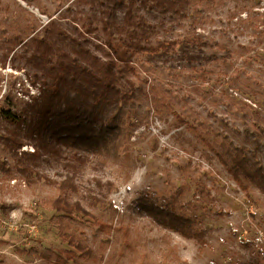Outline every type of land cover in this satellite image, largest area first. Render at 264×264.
<instances>
[{
    "label": "rangeland",
    "instance_id": "rangeland-1",
    "mask_svg": "<svg viewBox=\"0 0 264 264\" xmlns=\"http://www.w3.org/2000/svg\"><path fill=\"white\" fill-rule=\"evenodd\" d=\"M117 1L0 0V264H58L59 218L97 254L83 264H264V194L228 167L246 139L264 162V0ZM51 94L116 147L64 143ZM173 200L198 237L145 205Z\"/></svg>",
    "mask_w": 264,
    "mask_h": 264
},
{
    "label": "trees",
    "instance_id": "trees-1",
    "mask_svg": "<svg viewBox=\"0 0 264 264\" xmlns=\"http://www.w3.org/2000/svg\"><path fill=\"white\" fill-rule=\"evenodd\" d=\"M116 3H118L117 0H115ZM114 8L116 9V7ZM171 44L177 45L178 41H173ZM156 49L157 47L155 48L153 46L146 48L150 52H154ZM130 92V90L127 91L125 95H128ZM55 97V94H51L47 99L50 120L49 127H51L52 132L59 136L64 143L76 145L86 151L94 153L108 152L111 147H116L117 142L114 139L116 128L104 123H98L85 113L69 117L64 113L53 111L52 106ZM105 98L106 95L100 99V102ZM6 111L5 118L11 123H18L22 118V116L10 110ZM35 125L37 128L36 132L38 133H43L47 130L42 120L37 121ZM246 141L247 139L236 148L229 149V172L238 183L242 184V178L249 180L264 194V162L260 157V143L254 144L253 149L248 150L245 145ZM72 185V179L67 178L61 183L59 191L62 193L68 188H73ZM62 201L61 196L45 198L41 200L40 205L46 209L64 211L66 208L63 206ZM145 205H147L148 213L159 225L161 224L164 227L178 231L187 238L198 237L199 234L196 232V228L191 224L190 220L177 212L178 208H182L181 205L177 204V200H173V202L164 205L153 202ZM70 209L93 217V214L88 212L79 202H74ZM57 223L62 239L70 246V249H63L59 254L58 264H83L84 261H98V256L94 249L76 233L70 232L67 223L62 218H59ZM124 236L128 237V230L125 231Z\"/></svg>",
    "mask_w": 264,
    "mask_h": 264
}]
</instances>
